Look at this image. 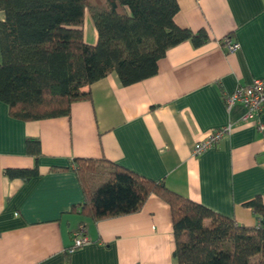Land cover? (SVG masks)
<instances>
[{
  "label": "crops",
  "instance_id": "obj_1",
  "mask_svg": "<svg viewBox=\"0 0 264 264\" xmlns=\"http://www.w3.org/2000/svg\"><path fill=\"white\" fill-rule=\"evenodd\" d=\"M177 2L174 22L208 40L170 47L154 75L123 85L112 72L86 87L90 96L67 116L24 121L0 101V264H175L170 206L150 194L136 212L92 220L82 212L74 158L108 159L238 224L258 223L246 203L264 202V109L243 121L244 105L224 98L264 79V0ZM225 39L240 48L228 52ZM227 124L230 134L215 147L192 154ZM28 137L39 140V156L26 152ZM34 166L39 174L28 180L5 174ZM75 232L89 242L68 253Z\"/></svg>",
  "mask_w": 264,
  "mask_h": 264
},
{
  "label": "trees",
  "instance_id": "obj_2",
  "mask_svg": "<svg viewBox=\"0 0 264 264\" xmlns=\"http://www.w3.org/2000/svg\"><path fill=\"white\" fill-rule=\"evenodd\" d=\"M178 9L177 0H0V101L24 121L67 116L73 102L90 96L86 87L112 72L123 85L154 75L170 47L208 40L204 30L174 22ZM86 13L97 32L94 44L84 40ZM26 152L39 156V140L28 137ZM72 162L82 212L92 220L136 212L155 194L170 206L175 264H264L259 196L246 203L259 221L246 226L108 159ZM5 174L28 180L39 169L7 168Z\"/></svg>",
  "mask_w": 264,
  "mask_h": 264
},
{
  "label": "built area",
  "instance_id": "obj_3",
  "mask_svg": "<svg viewBox=\"0 0 264 264\" xmlns=\"http://www.w3.org/2000/svg\"><path fill=\"white\" fill-rule=\"evenodd\" d=\"M223 45L228 52H233L240 48L238 42L228 39L223 41ZM224 99L228 107H231L235 102H240L244 105L246 111L242 116L243 121L257 119L264 109V79L255 78L249 85L238 86L233 93L226 95ZM257 125L258 129H263V125L259 121H257ZM231 130V124H227L211 131L194 143L192 154L197 156L215 147L222 138L230 134ZM88 242L89 239L85 235L75 232L73 233V244L67 249V252L72 253L77 247L85 245Z\"/></svg>",
  "mask_w": 264,
  "mask_h": 264
},
{
  "label": "rangeland",
  "instance_id": "obj_4",
  "mask_svg": "<svg viewBox=\"0 0 264 264\" xmlns=\"http://www.w3.org/2000/svg\"><path fill=\"white\" fill-rule=\"evenodd\" d=\"M84 20H85L84 21V31H85V33H84V40L87 43H94L95 41L92 39L91 35L88 34V32L86 30V28H87V26L89 24L92 25L88 13L85 15V19Z\"/></svg>",
  "mask_w": 264,
  "mask_h": 264
}]
</instances>
